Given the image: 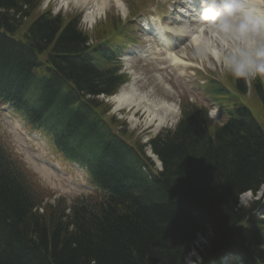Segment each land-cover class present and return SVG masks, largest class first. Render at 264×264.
<instances>
[{
  "label": "trees",
  "instance_id": "trees-1",
  "mask_svg": "<svg viewBox=\"0 0 264 264\" xmlns=\"http://www.w3.org/2000/svg\"><path fill=\"white\" fill-rule=\"evenodd\" d=\"M40 2L0 0V95L22 92L18 106L33 123H64L63 152L80 159L67 152L87 147L109 191L96 202L44 203L0 147V264H185L199 236L208 237L201 257L227 249L264 264V217L253 216L261 200L241 205L244 193L264 188L263 124L236 98L219 125L187 107L174 130L150 141L163 170L146 173L142 146L88 116L119 77L81 59L90 36L77 19L39 14ZM43 54L57 70H37ZM234 82L246 94L243 78ZM254 92L264 107V80ZM84 136L83 148L75 141Z\"/></svg>",
  "mask_w": 264,
  "mask_h": 264
},
{
  "label": "rangeland",
  "instance_id": "rangeland-1",
  "mask_svg": "<svg viewBox=\"0 0 264 264\" xmlns=\"http://www.w3.org/2000/svg\"><path fill=\"white\" fill-rule=\"evenodd\" d=\"M42 4L38 7L39 14L45 12L47 8H51V12L57 14L58 11H61L64 15H69L72 12L84 13V7H76L74 3L71 2H62L58 0H42ZM107 3L106 11L100 19H97L96 24L92 28L89 27L83 19L81 20L82 26L88 31V33L93 37H99L98 35L106 34L113 27L109 23H102V21H108L116 23V15H119L121 18L129 14L128 3L126 0H119L120 4H116L114 0H109ZM98 4H101V0H97ZM93 2L90 1L87 7L95 8L92 6ZM48 6V7H47ZM105 19V20H104ZM115 21V22H114ZM102 23V24H100ZM100 24V25H98ZM131 33H134L138 37V42L143 40L142 37L146 35L142 32L140 27L137 29H130ZM136 31L138 32L136 34ZM125 41L123 38H116L114 43H122ZM217 47L220 46L217 44ZM188 54V59L192 62H195L196 67H191L185 72V76H180L178 74L175 77H168L165 73H159L156 69H152L151 66L144 67L140 65L136 68L137 64H133V68L137 70L135 75H140L138 83L134 86L141 93H150L151 98L160 101L164 100L170 104L181 103V100L185 101V105L192 102L194 104L209 106L213 102L210 100L209 96L205 94V83L206 77L216 75L217 77L222 76L225 83L228 84L227 73L228 69L226 67V62L220 61L222 59L214 58L209 55V58L215 62L214 65H209L206 58L202 57L200 59L195 50L194 45H189L185 49ZM125 56V54L123 55ZM157 57V55H155ZM199 67V68H198ZM200 70V71H199ZM163 77V78H162ZM162 79L165 81L163 82ZM253 79V78H252ZM169 87V88H168ZM246 102L255 108L258 114L263 117L260 119V123L264 126V112L259 104V100L256 94L251 91L247 96ZM211 109V117L214 118L213 124H219L223 122V118L216 115V106H209ZM180 108L178 107V112L174 117V120H168L166 125L157 127V123L152 125H147L144 113V109H135V107H129L117 111L111 112L112 115H115L117 120L125 121L127 124L124 128V131L129 132L132 135L133 140L139 139L140 143L147 141L148 138L159 133L163 128H174L176 122L180 116ZM260 116L258 118H260ZM115 120V119H114ZM119 127H122L119 125ZM0 136L4 140H8V147L12 150V154L16 156L17 159H20L24 168L28 172L29 180L34 181L36 189L41 192L44 196V202L54 203V200L58 197H63L72 202L78 197H90L95 196L93 189H87V184L83 175L80 173L70 174L68 173V178H65L66 171L60 166L61 163H64L63 159L55 152L54 147L51 146L49 142L45 140L44 137L36 135V132L32 130L29 126L23 125L20 117L11 113L5 112L0 119ZM52 164L58 165L61 170H56L52 168ZM68 170V169H67ZM61 175L62 177H60ZM85 184V185H84ZM251 201V197L241 198V205H245ZM96 202V201H92ZM210 236V235H209ZM208 244L207 236H199L195 244V249L191 251V255L187 259L185 264H193L195 260L201 259L200 249Z\"/></svg>",
  "mask_w": 264,
  "mask_h": 264
},
{
  "label": "bare ground",
  "instance_id": "bare-ground-1",
  "mask_svg": "<svg viewBox=\"0 0 264 264\" xmlns=\"http://www.w3.org/2000/svg\"><path fill=\"white\" fill-rule=\"evenodd\" d=\"M62 2H73L76 7H85L90 0H60ZM93 6L95 8H87L85 12V21L89 22L90 25L95 23L98 18L106 11L107 3L109 0H101V4H98L97 0H92ZM117 4H120L118 0H115ZM199 2V0H197ZM260 3L261 0H251ZM203 4V5H202ZM202 6L204 2H202ZM203 8V7H202ZM249 9L253 13L259 15H264L263 7L252 6L249 4ZM197 10V9H195ZM205 21V20H204ZM206 22V25L200 26L196 25L194 27L188 26V24L182 23L180 26H170L169 29L176 32L177 35H185L191 44H194L195 50H197L199 56L206 58L209 63L212 64L209 55L214 58H222L227 63L229 57L233 54V49L235 47V37L226 31L221 30L217 27H211L212 22ZM183 27H186L184 30ZM162 47L165 48L166 56L172 59V63L180 64L181 67L187 68L188 66H194L195 64L187 62V51L183 50L182 56H179L176 51H174L172 40L165 38L162 42ZM217 44L221 47H217ZM147 56L159 54L158 51H147ZM46 68L50 71L57 70L54 63L50 62ZM137 79V78H136ZM135 83V79H134ZM128 87H124L111 99L115 103V108H129L135 107V109L143 108L146 113L145 120L147 125H152L157 123V127L165 124L168 120H172L176 116V110L174 104H167L166 101H155L150 97L149 93L139 92L132 84L128 83ZM21 87L17 89L20 91ZM83 128V126H82Z\"/></svg>",
  "mask_w": 264,
  "mask_h": 264
},
{
  "label": "clouds",
  "instance_id": "clouds-1",
  "mask_svg": "<svg viewBox=\"0 0 264 264\" xmlns=\"http://www.w3.org/2000/svg\"><path fill=\"white\" fill-rule=\"evenodd\" d=\"M202 15L217 23V27L235 37L233 54L227 69L234 77L246 80L264 79V15H254L249 9L251 0H203ZM162 30H169L160 25ZM161 41L146 35L138 47L143 51H159ZM125 60L134 57H124Z\"/></svg>",
  "mask_w": 264,
  "mask_h": 264
}]
</instances>
